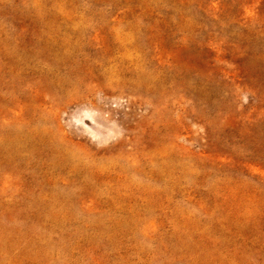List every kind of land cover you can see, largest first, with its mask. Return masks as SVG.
Masks as SVG:
<instances>
[{
    "label": "rangeland",
    "instance_id": "obj_1",
    "mask_svg": "<svg viewBox=\"0 0 264 264\" xmlns=\"http://www.w3.org/2000/svg\"><path fill=\"white\" fill-rule=\"evenodd\" d=\"M0 264H264V0H0Z\"/></svg>",
    "mask_w": 264,
    "mask_h": 264
}]
</instances>
